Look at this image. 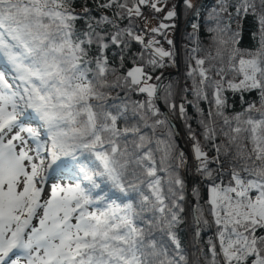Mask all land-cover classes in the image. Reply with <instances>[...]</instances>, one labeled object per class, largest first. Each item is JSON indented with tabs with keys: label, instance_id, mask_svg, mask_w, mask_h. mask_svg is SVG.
<instances>
[{
	"label": "snow or ice",
	"instance_id": "6c2138e0",
	"mask_svg": "<svg viewBox=\"0 0 264 264\" xmlns=\"http://www.w3.org/2000/svg\"><path fill=\"white\" fill-rule=\"evenodd\" d=\"M157 2L133 0L128 7L125 0L118 7L140 16V5L162 11ZM183 2L194 7L192 0ZM220 5L226 12L227 0ZM89 12L84 7L83 15L77 13L72 0H0V264H187L177 234L185 223V181L178 169L186 156L172 142L167 117L152 119L160 115L155 100L161 91L169 100L173 85L149 83L144 67L118 74L104 56L105 34L90 19L86 30L76 29ZM249 14L258 24V47L239 49V24L233 31L217 20L209 28V50L192 57L196 67L189 65L187 74L197 101L208 100L212 89L206 115L193 107L214 156L186 123L195 171L209 192L207 212L198 202L190 210L195 238L202 225L214 224L219 242L217 251L209 239L208 264H264V235L258 234L264 231V0H239L235 16ZM175 15L170 10L165 18ZM96 24H112L110 43L118 47H128L125 37L146 49L158 43H145L131 20L123 29L106 16ZM154 53L147 61L153 71L174 55L162 47ZM229 72L241 78L227 80L228 89L258 95L233 114L223 95ZM132 91L147 99L130 101ZM180 116L187 121L183 104ZM165 125L168 134L160 138L157 129ZM192 192L198 197L196 187Z\"/></svg>",
	"mask_w": 264,
	"mask_h": 264
},
{
	"label": "trees",
	"instance_id": "16d2710c",
	"mask_svg": "<svg viewBox=\"0 0 264 264\" xmlns=\"http://www.w3.org/2000/svg\"><path fill=\"white\" fill-rule=\"evenodd\" d=\"M177 0H162L160 6L162 11L156 12L148 5H140L141 13L144 14L149 13L151 15V21L155 22L156 26L163 20L165 23L174 22V17L166 19L167 12L175 9ZM239 0H227V11H221L220 0H200L197 4L196 10L190 13V9L185 7V4L182 5L181 8V18L182 20L187 19L185 24L181 30L180 35V61L182 67V77L179 82L176 76L172 77L168 83L173 85V96L169 100L164 99V94L160 92V102L162 106L166 109L169 115L174 119L177 123L178 128L180 129V133L183 136L188 137V132L186 128V123L191 126V128L196 132L197 139L200 140L201 144L204 145V150L208 152L209 157L215 155V152L211 150V145L206 144L203 140V137L200 135L201 128L198 124V120L200 119V115L197 112V109L193 107V104H197L200 109L203 110V113L206 115L211 107L209 101L212 100V89L208 88V100H199L197 101L193 92V78L189 77L187 74L190 70L189 65L194 69L196 67L195 59L193 56L197 58L202 57L209 50L211 45V37L214 33L209 32V28L216 27V21H221V24H230L231 29L233 31L237 30V26L239 24V32L240 35L237 37L238 44L236 45L241 50H254L258 47V35L254 38L253 34L258 33V24L256 19L251 15L236 17L235 16V7ZM73 6L77 13L83 15V8L87 7L90 9V12L87 17L84 19H78L76 21V29L78 31H84L87 28V23L89 19L93 24V27L96 28V31L105 34V42L109 44V47L104 50V56L107 57L109 65L115 67L118 70V74H126L129 70H131L135 66L144 67L145 71L152 77L149 83L155 84L157 82L156 77H160L164 73H168L172 70V64L166 63L163 61V67H157L154 71L151 66L148 65L147 61L154 56L153 53L149 49L144 48L143 45L136 42L135 40L129 39L125 37L128 41V47L123 48V46H116L110 43L111 35L116 31L113 28L112 24H103L97 26L96 21H98L102 16H106L109 19L113 20L119 28L123 29L129 27V21L131 20V27L133 31L137 35H144L148 32L147 21H143L140 16H131L129 17L126 9H121L118 7V4L125 3V0H117V3L113 4L110 7L102 8L100 5L107 3V0H72ZM133 0H127L128 7H131ZM148 9V11L146 10ZM117 13H123V16H118ZM229 13L232 14L231 21L229 20ZM188 16V18H187ZM193 24L197 25V28L194 29L192 27ZM167 29H163V32L160 33L158 39H163L164 33ZM153 34L152 32H150ZM193 48H199L200 50L193 53ZM98 49L95 44H93L91 49V55H98ZM121 57H123L121 59ZM158 58V57H157ZM207 66V65H205ZM235 77L236 82L239 81L241 77L237 76L235 73L229 72L225 78V91L223 95L227 99V103L229 107L227 108V114H233L235 112H240L243 108L247 107L246 102L258 101V95L255 91L253 92H232L227 88V80H232ZM214 79H219V77L215 76L213 73ZM109 80L114 79L113 76L108 77ZM195 79L197 83L199 82V76L196 75ZM167 83V84H168ZM187 89V91H185ZM119 89L113 91V95L118 92ZM120 95L123 97L124 92H120ZM241 95H243L245 103L242 104ZM177 97V99H176ZM128 99L130 101H144L147 99L146 94L138 93L135 91L128 93ZM177 102L176 111L174 112V108H171L169 105ZM184 105L187 121L181 119L180 116V106ZM155 107H157L155 103ZM160 113V111H159ZM176 113V114H175ZM164 119L163 115L160 113L158 117H153L152 119ZM168 134V126H161L157 129V136L160 138H165ZM172 142L174 143L175 148L179 151L177 143L174 140L173 134L171 135ZM219 142V141H217ZM190 144L192 146L193 141L190 140ZM156 145L153 144V148ZM159 158V154H157V159ZM212 168H216L215 164L210 165ZM179 172V169H178ZM180 174V172H179ZM197 174V173H196ZM161 176L164 173H160ZM181 176V175H180ZM219 182V180H217ZM224 182H228V177H224ZM51 184L49 183V187ZM186 187V186H185ZM196 187L198 189V197L193 195L192 189ZM190 193L194 199L195 204L198 202L200 205H203L205 211L209 205H207L208 200V182L201 179V177L197 174L196 177L192 180V185L190 187ZM185 194V193H184ZM115 198V197H114ZM185 211L181 214L185 220V223L181 224L177 229L178 238L181 244V248L184 251V254L187 257V264H198L196 260V245L194 243V224L192 223L190 216V204H188L187 196L185 195V200L182 202ZM207 219L211 222V215H207ZM201 234L199 237V247L201 251V260L203 264H208V261L211 259V253L208 252V248L210 247L208 241L211 238L213 242L217 245V251H219V242L216 239V227L213 224L211 227L204 228L201 226ZM258 234L264 235V231H258ZM222 260V257H220Z\"/></svg>",
	"mask_w": 264,
	"mask_h": 264
},
{
	"label": "rangeland",
	"instance_id": "374dc122",
	"mask_svg": "<svg viewBox=\"0 0 264 264\" xmlns=\"http://www.w3.org/2000/svg\"><path fill=\"white\" fill-rule=\"evenodd\" d=\"M199 1L200 0H192V3L194 4V7L193 8H191L190 10V13L191 12H193L194 10H196L195 8H197V4L199 3ZM161 2H162V0H158V2H157V8L160 6V4H161ZM177 3V2H176ZM184 4V3H183ZM182 4V5H183ZM182 5H181V7H180V30H178L179 31V46H178V48H179V71L177 72V74L175 75L177 78H178V80H179V82H180V80H181V75H182V67H181V61H180V33H181V30H182V28H183V26H184V24H185V21H187V19H183L182 20V18H181V8H182ZM176 6V5H175ZM186 7V6H185ZM189 9V8H188ZM147 11H148V9H146ZM175 10V9H174ZM176 11V10H175ZM141 16V15H140ZM142 18L144 19V20H146L147 21V23H149L150 22V24L148 25V32H146V34H144V40H145V43L149 40V39H153V40H155V41H158V43L157 44H155L154 45V47L152 48V49H150V53H153V54H155L154 53V48L155 47H162L163 49H165V50H168V51H172V49H171V44H169L168 43V41L169 40H171L172 41V36H173V32H174V28H175V17H174V22H171V23H165L163 20L156 26V24H155V22L153 21H151L152 19H151V15L149 16V18L148 19H146L145 17H143L142 16ZM187 18H188V16H187ZM143 22V21H142ZM161 24H163V25H165L166 27H164V28H160V25ZM153 28H160V31L159 32H152L153 34H151L150 32V30L151 29H153ZM167 29V31L164 33V36H163V39H158V36L157 35H159L160 33H162L163 32V29ZM165 62L166 63H170V65L172 64V70L170 71V72H174V71H176V68H175V61H174V58L173 57H171V58H168V57H165ZM135 67H139V66H135ZM134 68V67H133ZM162 76V75H161ZM160 76V77H161ZM174 77V76H173ZM172 78V77H171ZM170 78V79H171ZM169 79V80H170ZM168 80V81H169ZM158 81V80H157ZM168 83V82H167ZM166 83V84H167ZM153 84V83H152ZM155 84H157V82L155 83ZM176 99H177V97H176ZM174 105H175V108H174V112H177L176 111V105H177V102H176V100H175V102H174ZM176 114V113H175ZM174 120V119H173ZM177 124V123H176ZM178 126V125H177ZM179 132H180V129H179ZM180 136H181V141H182V145H183V147L186 149V151H187V153H188V155H189V161H188V168H187V174H188V177H189V191H190V187H191V185H192V181L190 180V177L192 176V174H195V177H196V171H195V164H196V160L194 159V154H193V151H192V146H191V144H190V139L188 140V138L186 137V136H183L182 135V133L180 134ZM191 194V193H190ZM208 194V196H209V192L207 193ZM188 204H190L189 203V201H188ZM190 210H191V207H190Z\"/></svg>",
	"mask_w": 264,
	"mask_h": 264
},
{
	"label": "water",
	"instance_id": "95a60500",
	"mask_svg": "<svg viewBox=\"0 0 264 264\" xmlns=\"http://www.w3.org/2000/svg\"><path fill=\"white\" fill-rule=\"evenodd\" d=\"M183 0H177L176 6H175V28H174V32H173V36H172V44H171V49L172 52L174 53V55L172 56L174 58L175 61V68L176 71L174 72H168V73H164L161 76V80L157 81V84H166L168 82V80L175 76L177 74V72L179 71V31L180 30V7L183 4ZM160 95V94H159ZM155 103L160 111V113L163 115V117H167V120L170 122L171 125V129H172V134L174 137L175 142L177 143L178 149L179 151H182L185 156H186V164L179 168V172L181 175V178L185 181V195L187 196V199L190 203V207L192 208L193 205H195L194 199L192 197V195L190 194L189 191V177L187 174V168H188V161H189V155L186 151V149L183 147V143L181 141V136H180V132H179V128L176 124V122L173 120V118L169 115V113L166 111V109L162 106L161 102H160V98L155 100ZM195 225H194V243H195V247H196V260L198 262V264H203L202 260H201V251H198V249H200L199 247V239L195 238Z\"/></svg>",
	"mask_w": 264,
	"mask_h": 264
},
{
	"label": "built area",
	"instance_id": "2783aa9c",
	"mask_svg": "<svg viewBox=\"0 0 264 264\" xmlns=\"http://www.w3.org/2000/svg\"><path fill=\"white\" fill-rule=\"evenodd\" d=\"M142 16L145 17L146 19H148L149 16H150V14L145 12L144 14H142V15L140 16L139 19H141L142 21H145V20L142 18ZM188 140H189V138H188ZM195 168H196V164H195ZM194 178H195V174H192V176L190 177V180L192 181Z\"/></svg>",
	"mask_w": 264,
	"mask_h": 264
}]
</instances>
